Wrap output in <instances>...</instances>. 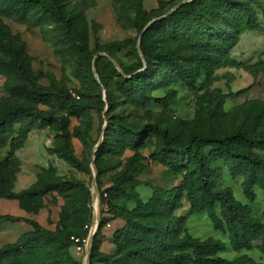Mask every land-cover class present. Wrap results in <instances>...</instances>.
<instances>
[{
  "label": "rangeland",
  "instance_id": "374dc122",
  "mask_svg": "<svg viewBox=\"0 0 264 264\" xmlns=\"http://www.w3.org/2000/svg\"><path fill=\"white\" fill-rule=\"evenodd\" d=\"M133 1L60 0L61 8L72 19L74 27L86 36L93 54L96 57L103 56L99 64L100 67L107 66L106 81L111 85L110 91L115 102L114 109H111L105 101L108 89L100 81L95 67L87 73L76 69L77 54L58 19L54 16L40 19L34 10L28 16L19 17L11 13L13 3L0 0V17L9 26L12 39L37 81L72 95L77 103V107L55 103L51 109L59 119L67 121L68 137L63 136L58 124H38L31 129L24 144L13 150L11 143L19 136L20 129L19 124L14 125L8 142L0 145V164H4L1 170L14 192L34 188L41 182L69 183L72 190H78V194L85 191V207L88 209L86 218L92 220L96 200L97 212L101 217L100 191L115 183H124L136 199L143 200H147L157 188L181 186L188 160L178 169L152 161L149 155L155 150V144L161 141L155 132L149 135L154 145L141 149L139 158L132 160L135 151L130 147H112L104 153L101 160L104 172L98 177L94 168L96 152L105 137L109 143H116V134L112 128L117 114L137 127L147 124L166 127L176 140L186 138L194 130L207 131L210 127L219 133H226L238 126L257 131L264 129V33L259 31L243 32L238 44L222 55L212 65L210 72L197 80L194 87L181 80L165 87L151 88L145 97L140 94L125 96L121 93L113 85L118 74L108 64L107 58L114 62L115 68L123 76H130L141 64L147 66L140 46V34L133 24ZM188 1L191 0H143V5L156 22L179 4ZM243 1L250 3L256 18L264 24L258 2ZM204 2L210 7L211 13L208 16V28L201 32L194 30L187 35L167 32L159 37L156 32L158 41L155 51L165 49L180 62H187L191 50L187 36L198 43L207 40L217 28L222 27L220 17L226 13L225 9L218 7L217 0ZM259 3L264 4V0H259ZM113 43H122L125 47L112 56L109 47ZM8 58V53L0 46L1 109L22 101V98L13 96L9 91L17 82L16 79L2 72ZM170 92L173 98L170 107L166 108L156 102V98L165 97ZM208 120L211 121L210 125ZM69 152L77 158L79 164L69 158ZM260 153L264 156V151ZM215 166L220 173L219 187L231 190L235 198L247 206L248 215L264 224V191L256 187L253 190L255 197L250 199L243 176L233 177L223 162ZM120 173L130 175L134 180L124 182ZM121 203L130 208L136 205L135 199H124ZM41 205L42 208L37 212ZM74 206L58 191L25 202L0 198V248L32 229L28 219H34L56 232H61L63 223L81 221L80 208L77 210ZM216 209L221 216L219 205ZM174 215L182 219L181 234L188 232L195 238L224 244L225 249L217 256L237 264H264V254L259 248L260 240L255 241L251 249H235L230 243L228 231L216 227L207 212H190V205L184 196ZM122 223L111 222L107 225L103 229L104 238L110 236L109 232L115 231ZM100 251L114 253L116 245L113 239L101 240ZM70 253L74 259H80L74 249L71 248ZM55 264L73 263L61 258Z\"/></svg>",
  "mask_w": 264,
  "mask_h": 264
},
{
  "label": "trees",
  "instance_id": "16d2710c",
  "mask_svg": "<svg viewBox=\"0 0 264 264\" xmlns=\"http://www.w3.org/2000/svg\"><path fill=\"white\" fill-rule=\"evenodd\" d=\"M9 1L13 3L11 13L19 17L28 16L34 10L40 19L54 16L60 21L77 54L76 69L87 73L95 67L100 81L108 89L105 101L114 109L111 85L106 81L107 66L100 67L99 64L103 56L96 57L93 54L86 36L74 27L72 19L61 8L60 0ZM217 1L218 7L226 10L220 17L222 27L217 28L212 37L200 43L187 36L191 50L187 62L182 63L165 49L155 51L158 41L155 33H159L160 37L167 32L187 35L194 30L204 31L208 28L210 7L204 0H191L179 4L167 16L155 22L144 9L143 0H134L133 24L140 34V46L147 66L141 64L130 76H123L115 68L114 62L107 58L108 64L118 74L113 85L125 96L140 94L144 97L151 88L165 87L181 80L194 87L197 80L210 72L212 65L222 55L238 44L243 32L255 30L264 33V24L256 18V12L248 1ZM250 1L258 2L264 17V4L259 3V0ZM197 44L198 47L195 48ZM0 46L9 56L2 72L17 81L9 91L13 96L22 98L17 104L0 108V145L8 142L15 124H19L20 129L19 136L11 143L13 150L24 144L31 129L38 124H58L63 136L68 137L67 121L59 119L51 109L55 103L77 107L75 99L55 86H44L37 81L12 39L9 26L1 17ZM124 47L125 44L122 43L111 44V55ZM100 98L103 102L102 94ZM156 102L166 108L170 107L173 102L172 93L156 98ZM208 123L210 125L211 121L208 120ZM112 131L116 134V143H109L105 137L96 152L98 177L104 172L101 161L104 153L112 147H130L135 151L132 160L139 158L141 149L154 145L149 136L151 132H155L161 140L149 155L152 161L172 169L183 166L186 159L188 163L184 165L186 170L181 186L157 188L147 200L136 199L121 182L100 191L101 217L93 238L89 264H237L217 256L225 249L221 242L201 240L188 232L180 233L182 219L174 215V211L183 196L190 205V212H207L216 227L228 231L230 243L235 249H251L253 243L260 240L259 248L264 254V224L248 215L247 206L238 201L231 190L219 187L220 173L215 166L216 163L223 162L233 177L243 176L250 199L255 197L253 190L256 187L264 191V156L260 153L264 151V129L257 131L238 126L226 133H219L210 127L207 131L194 130L186 138L176 140L166 127L157 124L137 127L117 114ZM68 155L73 162L79 164L71 152ZM3 167L4 164L1 163L0 198L25 202L44 198L49 193L58 191L71 205H75V209L80 208L82 216L81 221L63 223L61 232L50 230L34 219H28L32 229L0 248V264H55L61 258L68 259L73 264H82L80 259L71 256L70 249L74 245L72 236L84 237L88 234L85 226L91 219L86 218L88 209L85 207V191L78 194V190H72L69 183L48 181L17 193L8 185L1 170ZM120 178L124 182L134 180V177L124 173H120ZM124 199H135L136 205L130 208L121 203ZM217 205L221 216L216 209ZM41 208L42 205L36 211ZM116 219L125 222L115 229L112 236L116 251L112 254L102 252L103 229Z\"/></svg>",
  "mask_w": 264,
  "mask_h": 264
},
{
  "label": "built area",
  "instance_id": "2783aa9c",
  "mask_svg": "<svg viewBox=\"0 0 264 264\" xmlns=\"http://www.w3.org/2000/svg\"><path fill=\"white\" fill-rule=\"evenodd\" d=\"M99 223L100 217L96 218V216L94 215V218L85 226V228L88 230L87 236H72L71 238L74 243L73 249L82 261V264H89L93 238L97 232Z\"/></svg>",
  "mask_w": 264,
  "mask_h": 264
},
{
  "label": "crops",
  "instance_id": "0c3cea01",
  "mask_svg": "<svg viewBox=\"0 0 264 264\" xmlns=\"http://www.w3.org/2000/svg\"><path fill=\"white\" fill-rule=\"evenodd\" d=\"M119 221H122L123 222L119 227L123 226L125 222L122 219H116V220H113L112 222L116 223V222H119ZM113 233H114V231L113 232H109L110 236L104 238V240L112 239Z\"/></svg>",
  "mask_w": 264,
  "mask_h": 264
},
{
  "label": "bare ground",
  "instance_id": "6f19581e",
  "mask_svg": "<svg viewBox=\"0 0 264 264\" xmlns=\"http://www.w3.org/2000/svg\"><path fill=\"white\" fill-rule=\"evenodd\" d=\"M97 209H98V200L95 201V216H96V218L99 217Z\"/></svg>",
  "mask_w": 264,
  "mask_h": 264
},
{
  "label": "water",
  "instance_id": "95a60500",
  "mask_svg": "<svg viewBox=\"0 0 264 264\" xmlns=\"http://www.w3.org/2000/svg\"><path fill=\"white\" fill-rule=\"evenodd\" d=\"M101 144V143H100ZM100 144H99V146H100ZM94 168H95V170L97 171V169H96V166L94 165ZM96 176H97V172H96V174H95ZM95 190H96V192H97V183H95Z\"/></svg>",
  "mask_w": 264,
  "mask_h": 264
}]
</instances>
